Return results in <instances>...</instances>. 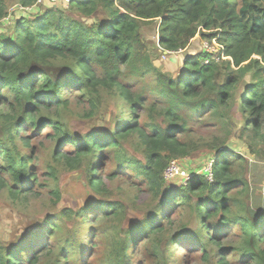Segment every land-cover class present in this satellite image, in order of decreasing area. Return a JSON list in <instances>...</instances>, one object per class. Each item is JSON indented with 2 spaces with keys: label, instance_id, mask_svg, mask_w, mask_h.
<instances>
[{
  "label": "trees",
  "instance_id": "1",
  "mask_svg": "<svg viewBox=\"0 0 264 264\" xmlns=\"http://www.w3.org/2000/svg\"><path fill=\"white\" fill-rule=\"evenodd\" d=\"M19 4L26 9L33 6L34 0H19ZM16 13L0 33V171L12 179L10 194L20 196L30 175V156L19 152L18 143L32 150L25 133H41L49 128L60 149L55 159H63L72 169L84 159L97 160L88 180L92 191L101 189L96 171L106 158L115 164L117 173L133 174L140 185L150 190L152 198L160 199L152 216L128 231L126 239L115 246L113 264H126L130 244L142 234L163 233L173 221L171 216L179 212L178 206L192 200L196 201L194 213L200 232L184 229L168 245L179 244V250L185 253L198 250L207 260V248L220 245L218 236L210 234L207 221L218 217L220 232L232 224L241 235V246L231 253L237 250L242 259L264 264V211L255 217L230 213V192L240 188L248 195L250 189L245 177L237 173L244 157L226 146L231 138L264 139V0H67L45 2ZM7 16L5 3L0 0V24ZM154 21L159 22L158 49L179 52L199 34L205 41L215 40L230 60L204 64L205 56L188 59L182 75L174 79L153 65V52L151 59L141 38L142 27ZM96 70L102 73L101 80ZM248 71H254L252 83L237 100L239 75ZM126 75L132 80L148 79L152 86L140 89L134 96L137 91L131 94L130 85L122 81ZM100 86L115 88L123 100L117 110L127 112V117L117 113L110 130L76 138L66 135L54 118L42 116V110L67 107V92L93 94ZM148 97L163 105L166 128L155 126L146 132L140 126L136 113L144 109ZM235 105L243 119L239 135L231 116ZM194 117L215 119L226 133L219 146L212 148L213 181L206 180L203 173H189L192 177L186 186L171 192L163 172L173 159L187 155L189 145L181 138L191 130L188 126ZM231 129L236 130L234 137ZM131 135L141 143L144 163L124 150V142ZM65 147L72 150L64 151ZM53 194L58 200V192ZM119 206L99 200L88 204L78 217L83 221L82 215L87 214L111 216ZM38 237L28 239L15 250H0V264H21L22 254L26 256L25 264H36V253L47 246L36 245ZM28 249L29 255L25 254ZM224 262L225 258L220 257L218 264Z\"/></svg>",
  "mask_w": 264,
  "mask_h": 264
},
{
  "label": "rangeland",
  "instance_id": "2",
  "mask_svg": "<svg viewBox=\"0 0 264 264\" xmlns=\"http://www.w3.org/2000/svg\"><path fill=\"white\" fill-rule=\"evenodd\" d=\"M6 6L7 17L15 16L19 0H3ZM47 8L43 7L42 11ZM33 11V10H32ZM34 13V12H31ZM4 18L0 24V33L6 29ZM7 23V22H6ZM158 21L149 23L141 29V38L147 45L148 51L153 52V65L160 71L168 73L174 79L184 72L183 65L186 60L203 57L205 55L202 45L205 39L196 35L184 50L179 52H166L158 49ZM196 42V45L191 44ZM128 74V70L125 71ZM98 78H103L102 73L96 70ZM254 71H248L239 75L240 84L236 91V99L241 97L242 92L252 83ZM264 77V71H263ZM123 82L128 83L131 94H139L140 89H149L152 83L145 80L128 79L126 75ZM139 92V93H138ZM64 101L67 107L57 111L51 109L49 112L41 111L42 116H50L55 119L61 128L76 138L82 137L93 131H107L112 128L113 121L119 112L120 116H126V110H117L123 100L118 97L115 88L100 86L93 93L81 90H72L66 93ZM144 109L136 113L140 126L146 132L151 127L163 124L161 103L153 102L148 97ZM238 105L232 110L231 116L236 124L232 136L239 135L238 129L243 124L242 115ZM189 123L191 129L181 139L189 145L186 156L175 158L172 161L186 173H203L207 165L214 161L212 148L219 146L222 135L226 134L216 124L215 119L205 118L198 120L194 117ZM231 128V127H230ZM234 132V135H233ZM0 126V137H1ZM29 139L32 150L27 149L22 143H18L21 154L30 156L27 182L22 185L21 195L13 197L9 188L13 187L10 176L0 171L2 187H0V250H15L21 243L33 241L38 237L36 245H47L41 252L36 253L38 260L36 264H113L116 260L115 246L120 240H125L127 232L152 216V212L158 205L160 199L152 198V193L146 186L140 185L133 174L123 175L117 173L112 160L104 158L96 175L101 179V189L94 192L90 189L88 180L91 178V167L97 163L94 157L84 159L77 168L67 166L63 159H55L57 142L52 138L51 130L48 128L41 133L28 131L25 133ZM25 139V138H24ZM234 153L244 157L242 168L239 170L249 185L248 195L242 193L240 188L232 190L229 197L233 199L230 204L231 215L252 217L258 216L264 211V139L252 141L244 137L236 141L233 138L228 142ZM64 151L72 150L65 147ZM124 150L128 156L145 162L141 143L136 136L131 135L124 142ZM214 152V151H213ZM235 165L238 162L234 163ZM0 159V168H2ZM90 167V168H89ZM204 175V174H202ZM192 177V174H190ZM205 176V175H204ZM188 180V179H187ZM168 191L174 192L184 188L186 180L175 179L166 182ZM58 192L59 199L54 194ZM105 203H118L116 214L101 216L99 213L93 215H82L84 220L78 217L79 212L90 203L96 201ZM195 200L189 204L178 206L179 212L171 216L170 227L158 235L142 234L133 245L128 247L126 264H218L220 257L225 258V264H261L253 263L251 260L242 259L236 250L242 244V238L237 228L229 224L225 230L217 223V218L208 219L207 224L210 234L218 236L219 246L211 245L207 248L208 259L202 258L198 250H190L185 253L179 250V244L168 245V241L177 240L182 230L200 232V227L194 213ZM239 203V206L237 204ZM174 208V207H172ZM67 211V213L65 212ZM70 213L73 215L70 216ZM49 224L52 227H49ZM264 232V230H263ZM262 232V233H263ZM70 246H74L71 250ZM40 247V248H41ZM29 249L25 254L29 255ZM34 255V253L32 254ZM21 264H25L26 256L22 254ZM246 263H242V262Z\"/></svg>",
  "mask_w": 264,
  "mask_h": 264
},
{
  "label": "built area",
  "instance_id": "3",
  "mask_svg": "<svg viewBox=\"0 0 264 264\" xmlns=\"http://www.w3.org/2000/svg\"><path fill=\"white\" fill-rule=\"evenodd\" d=\"M45 2L54 3V4H56L57 2L67 3V0H34L33 6L26 8V9L20 7V10H24V11L29 10V9H31L37 5L43 4ZM4 21L8 22L9 19L6 18ZM202 49L205 53V55H204L205 59L203 61L204 64H207L209 61L220 63L222 61L230 60L229 57L224 56L223 47L218 45L215 40H213L211 42L205 41L202 45ZM202 172L205 175L206 180H208L209 182L213 181L212 162L209 163L207 165V168L204 169V171H202ZM190 178H191L190 174L186 173L181 168V166H178L175 163V161H171L163 172V179L166 182H171L175 179H181V180L188 181Z\"/></svg>",
  "mask_w": 264,
  "mask_h": 264
},
{
  "label": "crops",
  "instance_id": "4",
  "mask_svg": "<svg viewBox=\"0 0 264 264\" xmlns=\"http://www.w3.org/2000/svg\"><path fill=\"white\" fill-rule=\"evenodd\" d=\"M17 10H20V6H18V9H17ZM8 23H9V22L6 23V21H5V25L8 24ZM2 24H3V23H2ZM191 44L196 45V42L194 41V42H192Z\"/></svg>",
  "mask_w": 264,
  "mask_h": 264
}]
</instances>
